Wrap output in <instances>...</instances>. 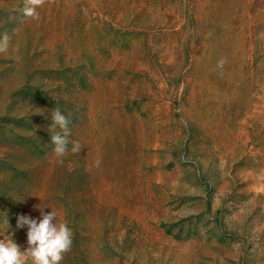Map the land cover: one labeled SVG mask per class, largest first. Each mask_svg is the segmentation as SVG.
Returning a JSON list of instances; mask_svg holds the SVG:
<instances>
[{"label":"rangeland","instance_id":"1","mask_svg":"<svg viewBox=\"0 0 264 264\" xmlns=\"http://www.w3.org/2000/svg\"><path fill=\"white\" fill-rule=\"evenodd\" d=\"M22 7L0 0V239L25 250L38 206L62 264H264V0Z\"/></svg>","mask_w":264,"mask_h":264},{"label":"clouds","instance_id":"2","mask_svg":"<svg viewBox=\"0 0 264 264\" xmlns=\"http://www.w3.org/2000/svg\"><path fill=\"white\" fill-rule=\"evenodd\" d=\"M46 0H23V7L19 9L26 19L39 20L38 9L45 6ZM12 38L8 33L0 34V54H7L11 47ZM225 61L218 62L223 67ZM69 119L61 113L59 108L52 110L51 143L53 154L57 158L64 157L69 148ZM71 151L80 150L78 141H72ZM40 211V218L20 215L17 218L18 229L27 227V248L22 250L12 235L0 239V264H62L65 255L71 251L73 245V231L68 224L60 219V212L51 209L50 213ZM7 229L10 227L5 221ZM14 235V233H13Z\"/></svg>","mask_w":264,"mask_h":264}]
</instances>
